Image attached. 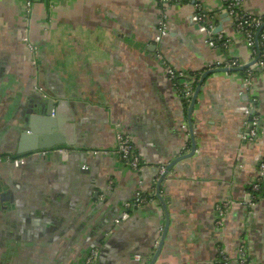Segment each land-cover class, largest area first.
<instances>
[{
	"label": "crops",
	"instance_id": "obj_1",
	"mask_svg": "<svg viewBox=\"0 0 264 264\" xmlns=\"http://www.w3.org/2000/svg\"><path fill=\"white\" fill-rule=\"evenodd\" d=\"M241 1L264 17V0ZM219 35L225 50L208 43ZM229 59L254 57L222 0H0V155L18 153L36 99L53 101L69 148L0 163V264H83L93 248L96 264H222L218 248L240 264L241 247L264 264V184L250 206L264 163V69L248 87L247 69L207 76L192 112L166 73L193 80L195 93ZM252 118L259 135L248 142ZM119 133L142 171L119 157ZM139 192L146 202L122 220Z\"/></svg>",
	"mask_w": 264,
	"mask_h": 264
},
{
	"label": "built area",
	"instance_id": "obj_2",
	"mask_svg": "<svg viewBox=\"0 0 264 264\" xmlns=\"http://www.w3.org/2000/svg\"><path fill=\"white\" fill-rule=\"evenodd\" d=\"M33 0H27V5L30 6L31 2ZM191 0H175L176 3L181 2H189ZM162 4H167L169 0H160ZM225 13L231 18L234 22V26L236 30L242 34L246 41L248 46L251 48L254 60L257 58V62L252 65L249 69L246 70L245 73V86L248 87L252 84V78L254 75V70H261L264 69V28L260 32L258 39L260 38V44L259 47L256 46V35L262 29L264 26V17H252L247 14H244L241 9L242 1L241 0H222ZM197 9V14L195 16V19L197 22L202 24H208V17L206 15L202 14V8L200 5H195ZM166 18L167 16H162L161 21L159 23V29H158V37L156 38L157 41H160V39L167 34L166 31ZM209 35H212V32L214 30V26L209 23L207 26V29ZM26 42L27 40L24 39ZM209 45L211 47H221L224 50L228 48L229 41L225 39L223 35H219L215 41H208ZM262 48V50H261ZM259 49V50H258ZM242 66L240 62H238L235 59H229L226 61L224 65L218 63L216 66H213V68H210V70H216V69H236ZM167 75L172 80L175 89L181 92V99L183 102H189L191 101L193 94H194V81H188L186 78L183 77L182 74H177L173 72L172 69L167 70ZM252 103H256L255 100L252 101ZM254 107V106H253ZM250 112H248L249 114ZM251 114V113H250ZM259 124V120L257 118H252L251 125L249 126V132L245 137V141L248 142H254L259 135L257 126ZM62 151V150H61ZM117 152L121 160L129 166L134 171H142L143 168H145L147 165L142 162L140 157L135 153L134 145L132 144L131 140L124 136L123 134H117ZM23 159L18 160L15 162L16 165L23 164ZM161 174L165 172V167H161L160 169ZM264 184V163L260 165L259 170L255 174V178L252 184L251 188V199L252 202L250 206L254 208L256 205L254 201L258 200L259 193L262 191V187ZM146 202V198L142 195V193H137L135 199L125 204L126 211L122 215V220H126L128 218V211L134 208H139L142 204ZM254 203V204H253ZM118 222V221H117ZM219 251V258L222 261V264H228V258L225 255V253L218 248ZM241 262L240 264H250L246 261L245 257V249L241 247ZM99 257V248H93L88 253L84 264H96ZM138 260H140V257H137Z\"/></svg>",
	"mask_w": 264,
	"mask_h": 264
},
{
	"label": "water",
	"instance_id": "obj_3",
	"mask_svg": "<svg viewBox=\"0 0 264 264\" xmlns=\"http://www.w3.org/2000/svg\"><path fill=\"white\" fill-rule=\"evenodd\" d=\"M226 16H228L226 14ZM264 26L256 35V46L259 47L258 43V36L260 32L263 30ZM222 28L219 29L221 31ZM257 62V58L253 60L251 63L245 64L240 66L239 68L228 70V69H218V70H211L209 72H206L200 82L199 85L196 88V91L194 93V96L192 98V104L190 107L189 112H192L195 102L197 100V97L199 95V92L202 88V85L206 79L207 76L217 73V72H242L248 68H250L252 65H254ZM54 112V104L53 101H44L43 99H36L35 105L29 110L28 117L23 119L22 123V134H20V142H19V149H18V156H24L29 153H43V152H52V151H59V150H68L69 148L63 147V145L66 144L65 140H60V123L57 118H54L55 116L53 114ZM192 124V123H191ZM190 125V129H192V125ZM26 141H31L34 143V145L30 148L26 147ZM195 148H193L190 155L185 156L186 158L192 157L194 155ZM84 167V166H83ZM169 173V168L165 169V172L160 175V178L157 182V197L161 200L162 205L165 210H167V206L161 196V185L165 178L167 177ZM168 221L165 226V230H163L162 234V240H161V246L159 247V250L156 254V258L159 256L160 251L163 247L164 239L167 234L168 230ZM155 258V259H156ZM154 264V262H152Z\"/></svg>",
	"mask_w": 264,
	"mask_h": 264
},
{
	"label": "flooded vegetation",
	"instance_id": "obj_4",
	"mask_svg": "<svg viewBox=\"0 0 264 264\" xmlns=\"http://www.w3.org/2000/svg\"><path fill=\"white\" fill-rule=\"evenodd\" d=\"M28 155V154H27ZM27 155H24V156H18L17 154L15 155V156H11V155H0V163L1 162H3V161H7V162H12V164L13 163H15L16 161H18V160H21V159H23L24 157H26ZM12 158L13 159H16V161L14 162V161H12ZM90 251H91V249H90ZM89 251V252H90ZM88 252V253H89ZM88 253L86 254V257H87V255H88ZM86 257H85V259H86ZM85 261V260H84ZM84 264V263H83Z\"/></svg>",
	"mask_w": 264,
	"mask_h": 264
},
{
	"label": "trees",
	"instance_id": "obj_5",
	"mask_svg": "<svg viewBox=\"0 0 264 264\" xmlns=\"http://www.w3.org/2000/svg\"><path fill=\"white\" fill-rule=\"evenodd\" d=\"M258 43L260 44V38L258 39ZM259 50V49H258ZM261 50H262V48H261ZM189 78H191V77H189Z\"/></svg>",
	"mask_w": 264,
	"mask_h": 264
}]
</instances>
